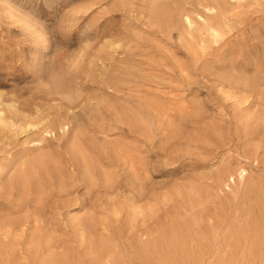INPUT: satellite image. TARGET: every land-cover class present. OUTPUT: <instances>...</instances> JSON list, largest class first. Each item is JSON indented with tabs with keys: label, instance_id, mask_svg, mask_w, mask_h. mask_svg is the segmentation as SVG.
Returning a JSON list of instances; mask_svg holds the SVG:
<instances>
[{
	"label": "rangeland",
	"instance_id": "obj_1",
	"mask_svg": "<svg viewBox=\"0 0 264 264\" xmlns=\"http://www.w3.org/2000/svg\"><path fill=\"white\" fill-rule=\"evenodd\" d=\"M1 117L0 264H264L210 234L264 224V0H0Z\"/></svg>",
	"mask_w": 264,
	"mask_h": 264
},
{
	"label": "bare ground",
	"instance_id": "obj_2",
	"mask_svg": "<svg viewBox=\"0 0 264 264\" xmlns=\"http://www.w3.org/2000/svg\"><path fill=\"white\" fill-rule=\"evenodd\" d=\"M189 22V21H188ZM189 24V23H188ZM245 100L247 99L246 97ZM242 98V99H243ZM249 99V98H248ZM248 99L246 101H248ZM252 100V99H251ZM182 101V100H181ZM245 101V102H246ZM242 102V101H241ZM250 102V101H248ZM248 102L246 104H248ZM243 103V102H242ZM241 103V104H242ZM254 103V101L252 102ZM245 104V103H244ZM260 105V104H259ZM250 108V107H249ZM258 108V106H257ZM257 110V109H256ZM255 110V111H256ZM252 111V110H251ZM254 112V111H252ZM251 112V113H252ZM260 112V111H259ZM249 113V114H251ZM255 113V112H254ZM257 114V112H256ZM260 114V113H259ZM252 115V114H251ZM258 115V114H257ZM262 115V114H261ZM255 116V115H253ZM252 116V118H253ZM249 117H251L249 115ZM260 117V116H259ZM257 117V118H259ZM256 118V119H257ZM4 124V128H8V129H13L12 127L14 126L13 122H9L6 120L5 117H1L0 118ZM254 119V120H256ZM260 119V118H259ZM261 122L257 125L256 127V134L259 136L260 134L264 136V117L262 119H260ZM252 121V120H251ZM2 122H0V124H2ZM46 121H41V122H27V128L32 130H38L41 128L45 127ZM247 124V123H246ZM2 125V126H3ZM16 126V125H15ZM19 127V125H17ZM71 127V126H69ZM17 128V127H16ZM22 128V126H21ZM63 128V127H62ZM61 128V129H62ZM48 129V128H47ZM46 129V130H47ZM45 130V131H46ZM66 132V131H65ZM68 132V131H67ZM66 132V133H67ZM252 132V131H251ZM56 135V134H55ZM74 143V142H73ZM77 144H81V143H77ZM258 146V145H257ZM104 148V147H103ZM259 148V147H258ZM258 148H256V150H258ZM102 149V148H101ZM261 149V148H260ZM78 153L75 152V154H68V156L71 157L72 160V166L74 169L75 174L81 175L82 181L85 182H89V181H93L95 180L96 177V172L98 171V163L93 160L90 156H88V154H82V152H80L79 150H77ZM69 152V151H68ZM256 152V151H255ZM66 153V151H65ZM252 153V152H251ZM59 154H55L53 153H49L47 155H42L39 158H35L31 161L30 165H36V166H42V164L48 162H53L56 165L61 164L62 158H60L58 156ZM65 155V154H64ZM117 155V154H116ZM62 156V155H61ZM115 158V157H114ZM120 158V157H119ZM121 159V158H120ZM69 161V160H68ZM115 162V161H114ZM70 163V162H69ZM101 166V165H100ZM28 164H25L24 166H20L18 167V169L20 170L19 174L20 176H25L27 171L29 170ZM102 170V168H101ZM104 170V168H103ZM51 171V170H50ZM49 171V172H50ZM64 174V173H63ZM62 174V175H63ZM98 174V173H97ZM248 174V173H247ZM68 175V174H67ZM102 177V173L100 174ZM104 175V174H103ZM107 176V175H106ZM240 176V174H239ZM242 176V175H241ZM247 176V175H244ZM243 176V177H244ZM58 177V176H57ZM60 177V176H59ZM104 177V176H103ZM102 177V178H103ZM220 185H219V189H221L224 186H227L226 183L229 182H233L235 181V178L233 175L226 173V172H222L220 176ZM217 177V178H218ZM238 177V176H237ZM47 178V177H46ZM61 178V177H60ZM59 178V179H60ZM79 178V177H78ZM211 178V177H210ZM98 179V178H97ZM34 180V179H33ZM25 181V179H24ZM23 181V182H24ZM66 181V180H65ZM72 181V180H70ZM76 181V180H75ZM39 182V181H38ZM68 182V181H67ZM79 182V181H78ZM96 182V181H95ZM69 183V182H68ZM72 183V182H71ZM75 183V182H74ZM80 183V182H79ZM84 183V182H81ZM80 183V185H81ZM90 183V182H89ZM24 184V183H23ZM76 184V183H75ZM15 185L16 182H15ZM62 186V185H61ZM75 187V185H73ZM82 186V185H81ZM248 186V185H247ZM28 187V186H27ZM30 187V184H29ZM28 187V188H29ZM42 188H44L43 186H41ZM249 187V186H248ZM27 189V188H26ZM45 189V188H44ZM61 189V188H60ZM67 189V188H66ZM248 189V188H247ZM42 190V189H41ZM46 190V189H45ZM44 190L43 193H46V191ZM68 190V189H67ZM63 191V190H62ZM247 191V190H246ZM249 191V189H248ZM251 191V190H250ZM222 193V192H221ZM250 193V192H249ZM47 194V193H46ZM43 196V195H42ZM47 196V195H46ZM241 197V196H240ZM218 198V197H217ZM236 198H238L236 196ZM260 198V196H259ZM263 198V197H262ZM42 199V198H41ZM40 199V200H41ZM230 199V198H229ZM254 199V198H253ZM241 200V198H240ZM264 200V199H263ZM262 200V201H263ZM224 202V201H223ZM254 202V201H253ZM240 203V202H239ZM248 203V202H247ZM42 204V203H41ZM223 204V203H222ZM261 204V203H259ZM221 208V207H220ZM222 210H223V217L221 222L216 221L215 219H213V225H212V230H211V248L213 250L214 253L217 252L218 248H219V243L221 242L223 249H229V250H238V249H244L245 247H248L249 245L255 246L259 243L261 237H262V233H264V224L261 221V219L259 218H255V215L253 214L252 209L245 211L243 208H241L240 206H237L236 204L233 203H228V204H223L222 205ZM214 211V210H213ZM222 213V212H221ZM210 219V218H209ZM211 226V225H210ZM210 230V228H209ZM264 235V234H263ZM209 241V240H208ZM207 243V242H206ZM261 243V242H260ZM221 247V246H220ZM251 248V247H250ZM249 248V249H250ZM224 251V250H223ZM227 251V250H226ZM253 251V250H252ZM210 252V251H209ZM222 252V251H221ZM257 252V251H256ZM224 253V252H223ZM214 256V255H213ZM237 256V255H236ZM210 258V257H209ZM212 260V259H211ZM199 262V261H198ZM200 263V262H199ZM223 263V262H222ZM216 264V263H214ZM218 264V261H217Z\"/></svg>",
	"mask_w": 264,
	"mask_h": 264
}]
</instances>
